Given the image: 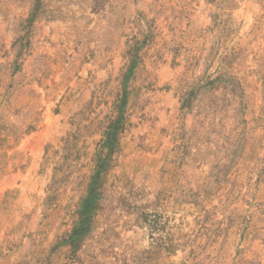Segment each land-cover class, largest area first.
Segmentation results:
<instances>
[{
	"label": "rangeland",
	"instance_id": "rangeland-1",
	"mask_svg": "<svg viewBox=\"0 0 264 264\" xmlns=\"http://www.w3.org/2000/svg\"><path fill=\"white\" fill-rule=\"evenodd\" d=\"M0 264H264V0H0Z\"/></svg>",
	"mask_w": 264,
	"mask_h": 264
}]
</instances>
